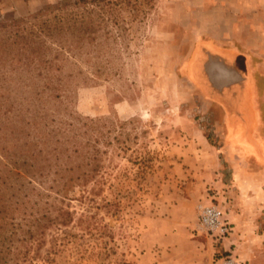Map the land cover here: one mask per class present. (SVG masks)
I'll return each instance as SVG.
<instances>
[{
    "label": "rangeland",
    "instance_id": "1",
    "mask_svg": "<svg viewBox=\"0 0 264 264\" xmlns=\"http://www.w3.org/2000/svg\"><path fill=\"white\" fill-rule=\"evenodd\" d=\"M15 19L50 29L40 56H59L6 64L4 90L58 124L93 121L102 164L22 264H156L151 220L196 231L198 203L225 206L236 177L264 170V0H0V37Z\"/></svg>",
    "mask_w": 264,
    "mask_h": 264
},
{
    "label": "trees",
    "instance_id": "2",
    "mask_svg": "<svg viewBox=\"0 0 264 264\" xmlns=\"http://www.w3.org/2000/svg\"><path fill=\"white\" fill-rule=\"evenodd\" d=\"M97 1L102 0H79L84 4ZM21 22L13 20L16 29L0 37V80L7 72L6 64L26 60V65L39 62L51 66L58 59V53L53 57L40 56L46 38L53 37L52 31L47 29L45 36L43 27L27 28ZM41 74L39 70L38 75ZM1 81L0 264H22L32 258V249L39 255L48 229L73 221V211L64 204V199L70 189L87 188L102 164L95 148L97 140L92 136L93 121L82 123L83 132L82 126H76L72 120L58 124L54 117L48 119L47 108L31 105L30 98L26 107L16 103V99L13 101V94L4 90ZM44 86L35 90L37 95L45 90ZM88 129L90 138L81 142L80 137Z\"/></svg>",
    "mask_w": 264,
    "mask_h": 264
},
{
    "label": "crops",
    "instance_id": "3",
    "mask_svg": "<svg viewBox=\"0 0 264 264\" xmlns=\"http://www.w3.org/2000/svg\"><path fill=\"white\" fill-rule=\"evenodd\" d=\"M221 129L226 136L225 117ZM229 141L236 151H241L236 147V140ZM251 175L235 178L232 183L235 198L225 200V206L220 207L231 226L230 238L235 240L227 237L216 243L200 231L190 232L185 219L171 224L167 218H157L156 222L151 220V225L156 226V264H212L214 246L221 244L223 251L231 250L232 244L226 246L228 240L237 243V252H231L238 255L241 264H264V170ZM195 219V213L187 219V222L191 221L192 228ZM145 257L142 255L140 258L141 264L146 263Z\"/></svg>",
    "mask_w": 264,
    "mask_h": 264
},
{
    "label": "built area",
    "instance_id": "4",
    "mask_svg": "<svg viewBox=\"0 0 264 264\" xmlns=\"http://www.w3.org/2000/svg\"><path fill=\"white\" fill-rule=\"evenodd\" d=\"M197 231L204 233L214 242H222L230 236L231 226L225 218L222 209L215 203H198L196 205ZM213 264H241L231 252L224 251L214 259Z\"/></svg>",
    "mask_w": 264,
    "mask_h": 264
}]
</instances>
